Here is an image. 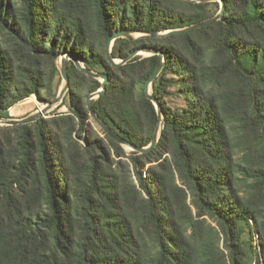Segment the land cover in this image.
I'll return each mask as SVG.
<instances>
[{"label": "trees", "instance_id": "obj_1", "mask_svg": "<svg viewBox=\"0 0 264 264\" xmlns=\"http://www.w3.org/2000/svg\"><path fill=\"white\" fill-rule=\"evenodd\" d=\"M223 1L202 27L112 45L115 60L164 54L151 84L164 127L150 150L127 151L97 127L86 97L102 82L72 59L67 111L0 125V264H264V0ZM219 10L220 0H0V115L33 95L54 100L69 52L108 77L91 99L97 115L147 146L159 117L145 85L159 56L114 65L109 36Z\"/></svg>", "mask_w": 264, "mask_h": 264}, {"label": "water", "instance_id": "obj_2", "mask_svg": "<svg viewBox=\"0 0 264 264\" xmlns=\"http://www.w3.org/2000/svg\"><path fill=\"white\" fill-rule=\"evenodd\" d=\"M190 1H193V2H210V1H215V0H190ZM224 8H225L224 1L220 0V10L214 16L207 18L203 21L191 24L189 26L182 27V28L170 29V30L160 31V32L159 31L119 30V31L112 33L109 36V38L107 40V56H108L109 60L114 65H119V64H123V63L127 62L128 60L133 58L135 55L139 54L140 51H146L149 53V55L157 54L159 56V60H158L151 76L149 77V79L147 80L146 85H145V93H146L147 97L154 103V105L157 109L158 117H159L157 126L155 128V131H154L152 139H151V142L147 146L140 147V146H136V145L128 142L121 135H119L117 132H115L111 127H109L97 115V113L95 112V110L93 109V106L91 104V99L98 97L102 92L105 91L106 82L108 80V77L104 73H99V72H95L93 70L87 69L77 57L73 56L69 52H65V53L61 54V55H63V57L61 59L62 64L58 65V67H59V70H60L61 75L63 77L64 84L61 87L56 98L50 102H47L42 108L38 109L36 112L29 114V115L22 117V118H10V117H5V116L0 115V125H15V124L33 122V121L37 120L38 118H40L41 116H44L46 113L53 110L55 107H57L62 102L63 97L69 88L68 62L70 59H72L79 69L83 70L85 73H87V74H89L95 78H99L102 82L101 87L97 91L90 93L86 97L87 108L90 112V115L95 120V122L98 124V126L101 129H103L105 132H107L109 135H111L117 142L122 144L125 148H130L132 150H136L139 152H146V151L150 150L159 141V137H160L161 132H162L163 127H164V116H163V111H162L161 105H160L159 101L157 100V98L155 97V95L153 94L152 89H151V84H152L153 80L161 72V70L165 64L164 54L159 49L143 48V49H138L136 51H133L132 53H130L125 58L115 60L111 56V48H112L114 41L120 37L128 38L130 40H134V39H137L140 37H147V36H149V37H162V36L168 35L170 33H181L184 31L196 29V28L202 27L204 25H207L214 20L220 19L221 15L224 11ZM135 34H138V36H135Z\"/></svg>", "mask_w": 264, "mask_h": 264}, {"label": "rangeland", "instance_id": "obj_3", "mask_svg": "<svg viewBox=\"0 0 264 264\" xmlns=\"http://www.w3.org/2000/svg\"><path fill=\"white\" fill-rule=\"evenodd\" d=\"M135 36H138V34H135ZM139 54H141L143 56L149 55V53L146 52V51H140ZM61 59H62V57L60 56L58 58V60H57V64L58 65L62 64ZM63 84H64V80H63V77H62L61 72L59 70V73L57 74L56 79H55V88H54L56 90L57 94L59 93V91H60L61 87L63 86ZM171 102L173 104H177L178 102L181 103V101H171ZM44 104H46V103L43 102V101H40L34 95L31 96V97H28V98L20 101L19 103L15 104L14 106H12L9 109L10 118H22V117H25V116H27L29 114H32V113L36 112L38 109L42 108L44 106ZM58 106L55 107L53 110H57L56 112H65V111L68 110V106L66 104L61 106V107H58ZM53 110H51L50 112H48L46 114L51 113ZM97 127H99V126L97 125ZM126 150L129 151V150H132V149L126 148Z\"/></svg>", "mask_w": 264, "mask_h": 264}, {"label": "bare ground", "instance_id": "obj_4", "mask_svg": "<svg viewBox=\"0 0 264 264\" xmlns=\"http://www.w3.org/2000/svg\"><path fill=\"white\" fill-rule=\"evenodd\" d=\"M61 57H63V55H61ZM45 105V104H44Z\"/></svg>", "mask_w": 264, "mask_h": 264}]
</instances>
